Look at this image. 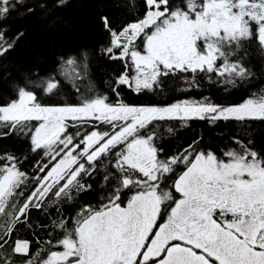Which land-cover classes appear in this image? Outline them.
<instances>
[{
    "label": "snow or ice",
    "instance_id": "1",
    "mask_svg": "<svg viewBox=\"0 0 264 264\" xmlns=\"http://www.w3.org/2000/svg\"><path fill=\"white\" fill-rule=\"evenodd\" d=\"M24 3L0 0V57L24 35L18 32L8 38L3 23ZM64 3L57 0V6ZM144 4L143 18L119 29L109 17H102L111 36L103 53L112 60L131 61L116 78L117 85L139 93L177 72L227 76L224 82L230 84L253 75L242 59L229 57L250 38L264 51V0H144ZM33 11L26 8L27 13ZM86 60V53L69 57L62 67L71 68L73 79L80 80L87 74ZM129 68L135 69L134 76ZM32 83L18 86L16 98L0 104V138L13 132L29 135L30 150H43L31 176L21 170L19 157L0 155V162H9L0 167V264H264V157L241 144L242 152L228 151L224 160L212 151L198 150L195 140L161 158L163 149L151 127L154 121L173 119L264 120V94L227 107L207 98L133 106L109 103L101 95L85 97L76 105L46 106L39 102L35 86L29 87ZM42 85L48 94L60 88L55 75L42 78ZM91 120L109 125L111 131L68 132L70 126ZM180 165L185 170L174 181L180 195L174 200L162 183ZM99 172L107 189L101 199L106 202L81 206L71 227L68 218L51 221L53 230H63L62 238L55 240L62 250H51L40 261L38 253H31L29 240L13 239L18 224L32 227V209L47 215L50 205L74 202L80 193L92 190L86 178ZM29 182L33 188L25 196L22 189ZM125 189L135 191L122 206ZM18 197H23L19 203ZM56 212L62 216L60 207ZM47 227L37 224L41 230ZM47 244L51 247L53 240Z\"/></svg>",
    "mask_w": 264,
    "mask_h": 264
},
{
    "label": "trees",
    "instance_id": "2",
    "mask_svg": "<svg viewBox=\"0 0 264 264\" xmlns=\"http://www.w3.org/2000/svg\"><path fill=\"white\" fill-rule=\"evenodd\" d=\"M176 2L180 3L181 0ZM40 4L45 7L41 8ZM143 5L144 0H66L62 6H57V0H25L24 4H18L3 22L9 30L8 38L18 32H23L24 35L17 41L13 50L0 57V104L15 99L17 87L24 86L28 81L33 82L29 87L35 86L39 102L46 106L76 105L85 97L101 95L108 97L109 103L122 101L133 106H167L183 100L202 102L207 98L214 104L227 107L249 98L256 99L264 94V51L258 41L251 38L242 41L241 46L235 49L234 55L229 57L242 59L245 67L253 73L244 80L236 78L235 84L225 83L227 76L177 72L161 77L160 83L153 89H145L139 93L126 85H117L116 78L125 71V65L131 61L112 60L103 53L102 49L109 45L111 36L104 28L102 17H109L113 27L119 29L126 25L127 17L140 19ZM27 7L33 8L34 11L27 13ZM137 44L140 45L141 41L138 40ZM85 53L87 74L80 80L73 79L72 69L66 65L62 67L63 61L69 57L80 58ZM128 71L131 75L135 73L134 68H129ZM50 75H55L60 82V88L54 94L41 90L42 78L46 79ZM77 87L79 92L76 91ZM113 89H116V92ZM72 123L69 121L70 125ZM31 124L37 125L38 122L33 121ZM151 127H154L158 134L157 146L163 149L161 158L175 155L178 150L182 151L195 140H199L198 150L212 151L224 160H228L224 155L228 151L242 152L241 144L247 145L264 157V120L231 119L210 122L200 119H173L154 121ZM93 129L109 131L110 127L91 120L83 126H70L68 132L75 133L79 130L84 133ZM169 129L172 131L169 132ZM30 149L29 135L13 132L5 138H0V155L11 153L19 157L21 170L29 176L35 172L36 161L43 156V150L34 153ZM7 163L9 162H0V167ZM184 170V165L178 166L162 183V187L166 191H172L173 196L176 195L174 181ZM102 176L103 172H99L95 178H86V182L93 185L92 190L80 193L72 203L50 205L47 215L32 209L29 220L32 227L18 224L13 239L29 240L31 253H38L40 261L47 258L49 251L61 250L55 245V240L62 238L63 230H53L51 221L68 218V226L71 227V218L75 217L81 206H99L106 202L101 199L107 191L102 187ZM32 188L33 184L29 182L27 187L22 189L25 196ZM124 192L123 200H126L132 192L126 189ZM22 200L23 197H18L16 202ZM57 207L61 209L60 217L57 216ZM38 223L47 224L49 227L38 229ZM49 239L53 240L51 247L47 244Z\"/></svg>",
    "mask_w": 264,
    "mask_h": 264
},
{
    "label": "rangeland",
    "instance_id": "3",
    "mask_svg": "<svg viewBox=\"0 0 264 264\" xmlns=\"http://www.w3.org/2000/svg\"><path fill=\"white\" fill-rule=\"evenodd\" d=\"M144 11H145V4L143 5V7H142V9L140 10V13H141V18H143V14H144ZM135 20H133L132 19V17H127L126 18V24H128V23H131V22H134ZM135 75V73L133 74V76ZM253 99V98H252ZM183 101H185V100H183ZM178 102H182V101H178ZM177 103V102H176ZM243 103V102H242ZM239 104H241V103H239ZM235 105H238V104H235ZM230 106H233V105H230ZM109 131H111V129L109 130ZM246 178V177H245ZM132 194H133V192H132ZM131 194V195H132ZM180 198V195H179V197L177 198V199H179ZM122 206H126V203L125 204H123ZM172 206V205H171ZM173 206H174V204H173ZM169 210H170V208H169ZM62 250V249H61Z\"/></svg>",
    "mask_w": 264,
    "mask_h": 264
},
{
    "label": "flooded vegetation",
    "instance_id": "4",
    "mask_svg": "<svg viewBox=\"0 0 264 264\" xmlns=\"http://www.w3.org/2000/svg\"><path fill=\"white\" fill-rule=\"evenodd\" d=\"M175 193H176V192H175ZM173 197H174L173 199L175 200V199H177V198L179 197V194L176 193V195H174ZM126 202H127V199L124 200V203H123V204H125ZM123 204H122V205H123ZM171 205L173 206V204H171ZM229 218H230V217H229Z\"/></svg>",
    "mask_w": 264,
    "mask_h": 264
}]
</instances>
